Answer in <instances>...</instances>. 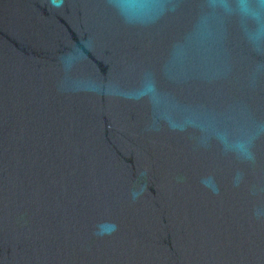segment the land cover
<instances>
[{"label":"water","instance_id":"water-1","mask_svg":"<svg viewBox=\"0 0 264 264\" xmlns=\"http://www.w3.org/2000/svg\"><path fill=\"white\" fill-rule=\"evenodd\" d=\"M0 264H264V0H0Z\"/></svg>","mask_w":264,"mask_h":264},{"label":"clouds","instance_id":"clouds-1","mask_svg":"<svg viewBox=\"0 0 264 264\" xmlns=\"http://www.w3.org/2000/svg\"><path fill=\"white\" fill-rule=\"evenodd\" d=\"M54 3H55L56 6H59L60 3H62V0H54Z\"/></svg>","mask_w":264,"mask_h":264}]
</instances>
